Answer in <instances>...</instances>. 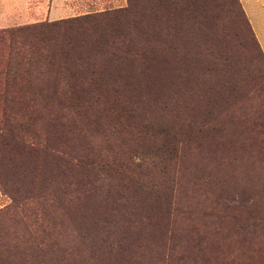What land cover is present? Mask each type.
<instances>
[{
  "label": "rangeland",
  "instance_id": "obj_1",
  "mask_svg": "<svg viewBox=\"0 0 264 264\" xmlns=\"http://www.w3.org/2000/svg\"><path fill=\"white\" fill-rule=\"evenodd\" d=\"M183 3L181 28L157 12L176 45L167 87L80 99L55 120L47 104L61 98L30 93L20 104L35 110L22 115L0 98V128L12 130L0 148V264H264V143L239 125L264 102V56L236 0ZM125 5L0 0V16L21 18L0 31ZM194 6L202 19L187 29ZM202 121L211 130L195 135ZM67 160L80 161L68 172Z\"/></svg>",
  "mask_w": 264,
  "mask_h": 264
},
{
  "label": "trees",
  "instance_id": "obj_2",
  "mask_svg": "<svg viewBox=\"0 0 264 264\" xmlns=\"http://www.w3.org/2000/svg\"><path fill=\"white\" fill-rule=\"evenodd\" d=\"M181 2L126 0L125 6L117 8L3 28L0 31L2 111L13 115L29 114L35 109L20 103L35 93L47 97V101L65 100L63 104L59 101L52 107L47 104V117L55 120L58 111L75 106L80 99L134 97L139 93H149V84L167 87L174 83L171 52L176 45L171 36H163L162 33L171 27L174 30L181 28V11L188 5ZM161 9H165L173 21L169 29L158 22L157 12ZM191 11L188 21L192 24L187 29L197 26L202 19L195 6ZM254 40L260 50L255 37ZM224 63L229 65L230 60ZM181 106L186 109L182 100ZM239 125L256 130L260 142L264 143V102L254 109L252 116H244ZM210 127L212 125L207 122L198 123L195 135L210 131ZM11 132H3L0 128V148L5 135L11 136ZM170 143L164 140L168 153ZM139 144L143 146L145 142ZM67 163V170L71 172L76 165L70 160ZM10 197L13 201V196ZM18 248L15 243L7 247L13 254ZM2 251L0 247V262L3 260ZM20 252L22 256L28 255L26 250ZM22 259V264H40L39 260Z\"/></svg>",
  "mask_w": 264,
  "mask_h": 264
},
{
  "label": "crops",
  "instance_id": "obj_3",
  "mask_svg": "<svg viewBox=\"0 0 264 264\" xmlns=\"http://www.w3.org/2000/svg\"><path fill=\"white\" fill-rule=\"evenodd\" d=\"M257 44L264 56V0H238ZM48 14V16H47ZM46 14L49 19H56L58 16L49 10ZM15 12L0 16V27L17 24L19 21Z\"/></svg>",
  "mask_w": 264,
  "mask_h": 264
}]
</instances>
